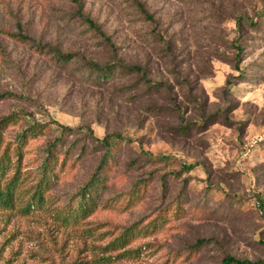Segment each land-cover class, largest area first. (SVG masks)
<instances>
[{
  "label": "rangeland",
  "instance_id": "rangeland-1",
  "mask_svg": "<svg viewBox=\"0 0 264 264\" xmlns=\"http://www.w3.org/2000/svg\"><path fill=\"white\" fill-rule=\"evenodd\" d=\"M78 1L108 41L84 23L74 0H0L4 142L27 126L43 128L23 147L24 201L0 210V264H220L223 252L264 260V31L248 24L261 1L139 0L153 22L130 0ZM16 24L75 61L56 64L16 40ZM81 57L136 66L161 86L127 71L100 85L79 74ZM59 125L72 131L44 201L21 212L36 183L39 145L58 136ZM116 136L118 165L100 202L142 181L145 198L85 220L66 218L103 153L97 143ZM171 206L178 215L159 214ZM125 229L129 244L106 251Z\"/></svg>",
  "mask_w": 264,
  "mask_h": 264
},
{
  "label": "trees",
  "instance_id": "trees-1",
  "mask_svg": "<svg viewBox=\"0 0 264 264\" xmlns=\"http://www.w3.org/2000/svg\"><path fill=\"white\" fill-rule=\"evenodd\" d=\"M130 1L133 2L143 18L147 19L149 22H153V17L149 15L148 11L145 9V6L139 0ZM260 1L261 13L254 14L255 19H252L248 24L253 30L262 29L264 31V0ZM74 3L76 4L77 12L81 16V19H83L84 23L92 28V30L99 36H101L104 41H108V39L102 33L100 27L97 26L93 20L81 15V3L78 0H74ZM253 20L255 21L253 22ZM242 22L243 18L241 16L235 20L239 32L242 28ZM16 30V40L21 41L24 44H31L32 46H35L39 52L50 56V58L53 59L56 64L67 65L75 61V55L63 52L59 46L42 44L34 40L22 30L19 24H16ZM240 57L241 48L239 45H237L235 46V54L233 56V66L234 70L237 72H239ZM79 60V74L86 76V78L93 80L100 85L108 84V82L120 77L121 73L127 71L129 73L139 74L140 78L145 83H147L149 87L157 89L161 86L148 80L140 68L136 66L124 67L120 65V63L99 66L93 62H87L82 57ZM239 76L241 77L243 74L239 73ZM6 121L7 119L5 118L0 119V210H15L19 208L17 207V204L22 203L25 199L20 198L22 194L20 188L27 178L26 175L23 177L21 174V165L25 159L23 147L25 144H27L28 140L36 136H41V134H43V128L40 127V125L27 126L22 131L13 134V142L5 143L4 133L6 131V127L9 125ZM202 127L203 125L197 124V128L200 129ZM71 131L72 129L59 125L58 136L48 141H42V143L39 145L42 159L41 162L32 170L34 177L36 178V183L31 190H27V193L31 191V194L29 199L25 200V202H27L26 205L19 209L21 212L30 211L32 207L43 203L44 191L49 185L48 183L50 180V175L54 173V168L58 163L59 153L62 150L64 139L67 135L71 134ZM111 138L104 137L99 143H97L103 153L99 156L98 161L93 167L94 169L92 173L85 181L76 198H73V201H70L68 206V215H66V218L85 220L98 215L102 211H115L120 209L121 206L124 209L130 208L145 198L148 184L146 188V182L142 181L133 183L131 189L128 190V193L125 194V196L119 194L105 200L104 202H100V197L107 187L108 180H110L111 174L113 173V168L115 166L117 167L118 165V145L122 139H120V136H116L115 138L118 140L115 142ZM164 184L165 183L162 182L163 186L161 185L163 191L165 190ZM125 201L126 203H124ZM175 205H177L176 202ZM172 208L173 206H171V209H164L159 214L165 216L168 214V212H171L174 215H178L180 209ZM130 231L131 230L128 229H125L121 232L119 231L116 237H114V239L107 245V248H105L106 251H109V253H114L115 251L120 250V248L128 245L131 236ZM127 232H130V234ZM200 242L198 241L197 244ZM119 256L120 253H117L114 255V258ZM102 259L110 261L111 257H104ZM220 264H264V260L250 261L246 259H239L226 252H223L220 259Z\"/></svg>",
  "mask_w": 264,
  "mask_h": 264
}]
</instances>
